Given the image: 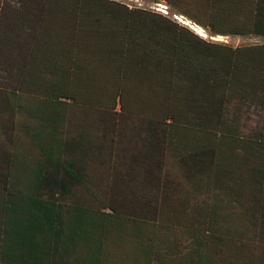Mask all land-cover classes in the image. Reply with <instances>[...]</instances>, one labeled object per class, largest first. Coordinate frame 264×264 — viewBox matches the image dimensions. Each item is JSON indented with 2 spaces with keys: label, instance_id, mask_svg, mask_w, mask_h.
<instances>
[{
  "label": "trees",
  "instance_id": "obj_1",
  "mask_svg": "<svg viewBox=\"0 0 264 264\" xmlns=\"http://www.w3.org/2000/svg\"><path fill=\"white\" fill-rule=\"evenodd\" d=\"M146 1L264 38V0ZM0 264H264V41L0 0Z\"/></svg>",
  "mask_w": 264,
  "mask_h": 264
},
{
  "label": "rangeland",
  "instance_id": "obj_2",
  "mask_svg": "<svg viewBox=\"0 0 264 264\" xmlns=\"http://www.w3.org/2000/svg\"><path fill=\"white\" fill-rule=\"evenodd\" d=\"M120 1L125 2V3H127L129 5H140V6H143V7H151L153 9L157 10V11H158V9H156V8L160 7V5L157 4L156 2H151V1H146V0H120ZM161 3L164 4V2H161ZM168 13H169L170 16H173V14H175L169 9V7H168ZM175 15H177V14H175ZM177 16H180V15H177ZM183 19H185V18H183ZM187 22L189 24H191L189 21H187ZM193 26L196 27L197 29L201 30L205 34H207L208 36L206 38L210 39V37H209L210 35L204 29H202L201 27H197L196 25H193ZM214 37H216V36H214ZM219 37L220 38H217L216 40L227 42V43L232 44V45L264 41V38L255 37V36H248V37H243V38L237 37V36H219Z\"/></svg>",
  "mask_w": 264,
  "mask_h": 264
},
{
  "label": "built area",
  "instance_id": "obj_3",
  "mask_svg": "<svg viewBox=\"0 0 264 264\" xmlns=\"http://www.w3.org/2000/svg\"><path fill=\"white\" fill-rule=\"evenodd\" d=\"M157 4H159L160 5V7L159 8H156V9H158V11H160L161 13H163V14H165V15H169V13H168V5H166L165 3L164 4H162V3H157ZM173 17L174 18H176L179 22H181V23H185V24H188L190 27H192L196 32H198L201 36H203L204 38H206L208 35L207 34H205L204 32V34H201L200 32H202L201 30H199V29H197L196 27H194L193 25H191V24H189L185 19H183V18H185V17H183V16H177V15H175V14H173ZM210 37V39H214V40H216L217 38H220L219 36H216V37H214V36H212V35H210L209 36Z\"/></svg>",
  "mask_w": 264,
  "mask_h": 264
},
{
  "label": "bare ground",
  "instance_id": "obj_4",
  "mask_svg": "<svg viewBox=\"0 0 264 264\" xmlns=\"http://www.w3.org/2000/svg\"><path fill=\"white\" fill-rule=\"evenodd\" d=\"M180 17V16H179ZM201 34H203V32H200Z\"/></svg>",
  "mask_w": 264,
  "mask_h": 264
}]
</instances>
